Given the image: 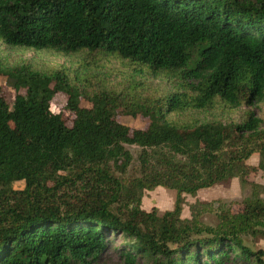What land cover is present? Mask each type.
Returning a JSON list of instances; mask_svg holds the SVG:
<instances>
[{
	"label": "trees",
	"instance_id": "1",
	"mask_svg": "<svg viewBox=\"0 0 264 264\" xmlns=\"http://www.w3.org/2000/svg\"><path fill=\"white\" fill-rule=\"evenodd\" d=\"M0 41L99 53L175 80L143 102L102 90L81 106L63 65L0 69L17 92L9 105L0 87V264H98L116 235L126 240L124 264H264L263 250L240 234L264 237V184L247 178L264 174L262 120L252 112L237 123L180 118L264 98V0H0ZM57 92L67 96L70 125L50 110ZM119 112L146 121L132 127ZM125 145L140 148V175L123 182L114 170L132 161ZM254 151L257 165L246 161ZM234 177L252 188L240 211L209 226L199 219L207 203L195 201L181 216L184 195ZM158 186L175 191L173 207L143 209L144 190Z\"/></svg>",
	"mask_w": 264,
	"mask_h": 264
},
{
	"label": "rangeland",
	"instance_id": "2",
	"mask_svg": "<svg viewBox=\"0 0 264 264\" xmlns=\"http://www.w3.org/2000/svg\"><path fill=\"white\" fill-rule=\"evenodd\" d=\"M20 64H26L30 69L40 73H51L61 65L65 66L71 77L70 82L80 91L79 104L81 106L90 105L88 99L102 90L123 91L129 94L128 98L143 102L145 97L153 98L167 91H172L175 82L172 77L166 75L151 76L145 67L114 57H103L99 53L90 55L87 52H79L64 56L49 50L11 47L0 41V69L4 72ZM0 87L5 100L9 105H12L17 92L13 89L12 81L3 74H0ZM20 91L23 92V90ZM66 98L67 96L63 92L55 93L50 103V110L54 113L61 112L66 124L70 125L73 115L66 107ZM248 112H252L254 116L262 120L260 130L264 132V98L251 105H241L239 107H230L218 103L211 110H189L180 115V118L194 119L200 123L207 120L237 123L244 119ZM170 117L172 119L177 118L174 114ZM117 118L122 123L132 127H141L146 121L138 114L131 116L122 112L117 113ZM125 147L131 152L132 161L125 172L120 173L114 170L123 182L140 175L137 159L140 148L136 145H125ZM258 160L259 153L254 151L246 161L249 164L257 165ZM247 178L251 182L264 184V174L261 170L251 173ZM12 185L14 189H21L24 182L15 181ZM258 192L264 199V190L258 188ZM251 193L250 184L241 185L238 179L234 177L225 183L200 189L195 196L184 195L185 204L181 216L190 217L188 207L190 203L195 201L205 202L207 203L206 211L200 214L199 219L206 225L215 226L220 220L218 214L227 212L231 216L240 211L243 200L249 197ZM174 200L175 191L173 189L158 186L153 190H144L141 207L148 211L155 208L158 213H161L164 210L171 209ZM240 234L246 246L252 250L262 249L264 252V237L262 235L242 232ZM123 241H126L123 236L116 235L109 247L99 255L95 262L98 264H124L123 257L120 254V246ZM137 264H153V262L151 259L140 257Z\"/></svg>",
	"mask_w": 264,
	"mask_h": 264
}]
</instances>
